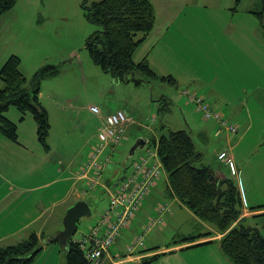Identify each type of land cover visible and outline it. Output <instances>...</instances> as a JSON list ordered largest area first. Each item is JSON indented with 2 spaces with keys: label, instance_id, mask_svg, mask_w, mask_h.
Segmentation results:
<instances>
[{
  "label": "rangeland",
  "instance_id": "obj_1",
  "mask_svg": "<svg viewBox=\"0 0 264 264\" xmlns=\"http://www.w3.org/2000/svg\"><path fill=\"white\" fill-rule=\"evenodd\" d=\"M93 1L96 0H18L0 19V49L3 48L0 68L7 55L15 53L21 57L20 70L27 78L25 86L33 95V83L40 81L41 105L34 100L33 103L48 111L51 124L46 148L38 139L34 115L28 112L22 119L21 112L12 104L6 114L18 126V141L0 133V247L27 239L32 231H40L41 250L32 264H66L67 249L59 242L47 240L55 227L63 228L67 209L79 199L75 189L92 208V214L78 223L74 235L77 240L89 234L108 207L109 196L102 188L84 197L82 183L77 179L92 145L105 134L104 120L91 111L92 105L103 113L123 105L135 117L137 124L127 131L129 139L117 147L112 160L130 163L127 154L133 143L141 135L151 136L153 129L160 133L165 126L186 128L191 131L196 148L203 153L197 165L219 167L227 174L218 154L221 150L231 156L237 153L239 172L237 168L238 175L232 178L240 187L245 204L264 206V109L259 110V104L263 105L260 100L264 101V30L255 14L262 6L261 1L245 0L235 11L236 0H152L156 24L134 56L139 62L148 51L150 65L157 70L183 72L185 68L182 63L178 66L177 60L189 57L194 64L197 58L204 60L202 51L194 47L212 45L216 52L220 51L223 46L212 40L226 31L243 44L248 38L242 48L250 54L254 52L261 60L252 68L255 83L261 89L249 96L241 94L242 99L248 97L252 113L257 116L251 114L253 117L247 122H239L238 132L228 126L216 128L215 118L207 120L197 104H187L176 84L160 78L150 80L139 70L134 75L143 79L140 84L119 82L94 63L86 43L99 27L88 19L83 6L84 3L90 6ZM141 36L139 33L137 38ZM189 47L192 49L188 56L185 50ZM217 63L229 64L222 57L217 58ZM48 66H56L58 71L41 74ZM227 81L225 78L223 83ZM0 85H3L1 78ZM153 115L156 119L150 118ZM116 169L110 166L106 173H114ZM162 180L164 186L165 178ZM11 185L15 193L10 190ZM151 199L143 210L153 209L154 194ZM178 218L183 219L182 223L167 216L163 228L167 237L199 235L203 231L204 227L189 212L179 213ZM167 220L171 221L168 227ZM244 223L258 227L264 235V214L248 217ZM135 235L129 240V236L122 235V244L127 247Z\"/></svg>",
  "mask_w": 264,
  "mask_h": 264
},
{
  "label": "trees",
  "instance_id": "obj_2",
  "mask_svg": "<svg viewBox=\"0 0 264 264\" xmlns=\"http://www.w3.org/2000/svg\"><path fill=\"white\" fill-rule=\"evenodd\" d=\"M243 1L236 0V6L233 7V10L236 11ZM260 1L262 6L259 10H255V14L264 30V0ZM17 2L18 0H0V19L4 14L11 11ZM83 6L86 8L88 19L99 27L89 36L86 49L94 63L100 66L102 70L111 73L115 80L119 82L140 84L143 79L134 75L135 71L139 70L150 80L160 78L172 84H178L174 76L160 75L156 72L150 65L147 55L139 62L134 60L137 50L145 43L156 24V8L152 0H96L90 6L85 3ZM139 33L142 36L137 38ZM21 62V57L12 53L6 57L0 68V78L3 81V85H0V133L10 140L18 141V126L6 114L13 104L21 112L22 119L25 118L28 112L34 115L37 123L38 139L46 148H49L47 135L50 132L51 124L48 111L33 103L34 100L40 104V81L37 80L33 83V95H31V92L25 86L27 78L20 70ZM57 71L56 66H48L42 70L41 74H54ZM179 90L181 95H199L198 92L188 86L181 87ZM185 102L187 104L195 103L187 100ZM211 105L213 110L219 111L222 118L229 124L238 125L239 122L229 116L222 108L214 106L212 103ZM118 110H124L132 118L127 123L121 140L116 143L107 137L106 133L100 137V142L92 145L87 157L81 163L78 176L82 168L91 160L92 151L96 147L102 146L103 153L99 158V163L105 181H101L102 183L98 184L96 189L102 188L108 194V188L114 182H118L119 186L128 182L143 165V158H148L146 164L156 165L159 174L144 196L140 210L152 200L154 189L160 184L163 186L162 179L165 178L162 198L156 199L155 197L156 200L153 201L155 215L158 207L168 206L171 208V200L176 197L203 223L210 224L217 231L224 234L219 242L222 251L232 263L264 264V235L258 227L244 223L248 218L242 217L244 199L240 187L232 178V176L238 174L220 158L219 155L223 150L219 152L218 158L224 166L229 168L230 173H227V176L217 175L216 171L219 167L214 169L209 165H197L198 161H202L203 153L196 148L190 130L165 126L160 133L153 129L154 132L151 136L138 137L127 154L128 158H131L130 163L123 161V159L114 158L112 160L117 147L129 139L128 129L131 125L136 124L135 117L123 105L106 113L100 111L105 119L106 116ZM150 118L156 119V115ZM105 127L104 121V128L102 129L104 132ZM216 127L220 130L224 126L217 122ZM135 144L137 146L133 149ZM106 157H109L108 160H106ZM104 162L106 164L102 165ZM110 166L115 169L117 167V169L114 173L109 172L108 174L106 171ZM120 166L124 168L120 170ZM99 170L98 168L91 169L90 175L97 174ZM78 176L77 179H80L82 188H84L87 185V178H78ZM133 183L131 182L130 186ZM116 189L117 187L114 190ZM108 196L109 204L104 213L112 207V195ZM253 208L260 209L264 206H253ZM113 210L117 211L115 208ZM166 213L165 215L170 214L169 211ZM260 214L264 213L256 215ZM136 217L133 219L131 227ZM199 225L203 228L202 224ZM131 227L122 228L116 237V242L125 232V229ZM211 233L201 232L199 235H209ZM199 235L192 234L185 239L194 240ZM211 242L209 240L205 243ZM86 245L91 246L92 244L87 242ZM199 245L201 243L193 244L190 247ZM40 250L39 236L36 232H32L27 239L0 247V264H32ZM88 250L89 247H83L81 241L74 240L72 237L68 241L66 264H94V261L88 256ZM154 258H157V255L153 256ZM150 261V259L145 260L142 264H148Z\"/></svg>",
  "mask_w": 264,
  "mask_h": 264
},
{
  "label": "crops",
  "instance_id": "obj_3",
  "mask_svg": "<svg viewBox=\"0 0 264 264\" xmlns=\"http://www.w3.org/2000/svg\"><path fill=\"white\" fill-rule=\"evenodd\" d=\"M229 27L230 25H228L227 21V28L229 29ZM228 32L229 31H226V33L223 32L224 34L220 38L217 37L212 40V42L220 43L223 46L222 49L224 50V53H220L222 49L216 52L212 45H198V47H194V49L202 51V53L204 54V60H202L201 58H197L195 60V64L190 60L189 57L185 60H177L178 66L181 63L183 64V67L185 68V71L183 72H179V70H170L167 72L159 71L153 65L151 66L160 75L174 76L178 83V86H188L193 90L198 91L199 94L203 95L214 106H218L220 108H222V105L226 106V109H222L227 112V114L234 120L240 123L247 122L250 117H253L251 116V114L255 116L257 115L252 113L251 105L250 103H248V97L242 99L241 94L249 96L255 90L261 89L260 85L255 83L256 74L255 71L252 70V68H255V65L261 60L255 57L256 54L254 52L250 54L247 49L242 48V46L247 45L248 38H246V43L243 44L236 39L234 40L233 37L228 34ZM2 49L3 48L1 47L0 51ZM191 49L189 47L185 50L188 56ZM146 53L148 56V51ZM191 55H193L194 57H198L193 53H191ZM220 57L228 61L229 64L226 65L224 63H217V58ZM3 60H5V57ZM225 78H228V81L223 83V80ZM238 83L239 85H236ZM180 87L178 88V93L180 97H182L179 90ZM235 91L239 92V95H235L233 93ZM260 101V103H263V105L259 104V110L262 111L261 108L264 109V101ZM232 156L235 160L239 172L238 164L240 163V156L237 153H232ZM225 168L227 169L228 173H230L229 168L227 166H225ZM216 173L220 176H227L226 172H224L220 168L217 169ZM13 186L14 185H11L10 190L15 193V190L12 189ZM80 188L82 187L80 186ZM75 190H77V198H83L80 195L79 190ZM163 190L164 186L160 184L154 189L153 194H155V197L159 195L162 196L161 194ZM9 196L11 195H8V197ZM171 202L174 210H172L171 214L167 215L170 220L178 219V222L180 224L182 223L183 219L178 218L179 213L184 215L185 213L189 212L194 218L198 219L199 224H202V226L204 227L203 231L212 233L209 235L200 234L199 237L195 238L194 240H186L185 238H187V236H181L177 238L175 237V235H172L171 237H167V235L165 234V230L163 229L166 226L165 224V226L163 225L162 227L149 233V236L146 240L148 251L138 249L134 253L128 254L126 245H123L121 242V240H123L124 238H118L117 242L113 245L114 247L112 246L110 252L105 255V264H111L112 259L114 258V254H116L115 252L120 253L122 256V261L120 262V264H142V262L148 259L151 260L148 264H234L228 259V257L221 249L219 240L223 237V233L217 231L215 227L211 226L210 224L203 223L176 197H174ZM259 206L261 205H256L254 207ZM253 212L256 214L264 213V208L255 209L253 207H248L244 201L242 217L254 216L251 215V213ZM150 215H155L154 206L150 211H145L142 209L138 213L133 226L131 228L125 229L122 237H125V235H127L129 236V240L135 233L140 230L141 225L147 221V218ZM170 220H167V227L169 222H171ZM54 229L49 234H52L53 232L55 233L58 230V227H55ZM32 232H36L38 236L41 237L40 231L35 230ZM189 236L190 235H188V237ZM209 240L212 242L205 243ZM197 243H201V245L190 247L191 245ZM213 252L214 254L212 255ZM155 255H157V258L153 259V256Z\"/></svg>",
  "mask_w": 264,
  "mask_h": 264
},
{
  "label": "built area",
  "instance_id": "obj_4",
  "mask_svg": "<svg viewBox=\"0 0 264 264\" xmlns=\"http://www.w3.org/2000/svg\"><path fill=\"white\" fill-rule=\"evenodd\" d=\"M189 100L197 104L199 110H201L206 118L214 117L223 126H228L231 130L236 131L235 125L229 124L222 118L218 111H214L210 105L205 102L201 97L194 94H189ZM90 109L95 113H100V109L96 105H92ZM132 118L124 110H118L105 117V133L114 142L118 143L126 129L127 123ZM102 146L96 147L92 151L91 160L87 165L82 168L79 175L80 177L87 178L88 188L84 191L93 190L101 182L102 167L99 163V158L102 156ZM220 158L227 164L233 167V158L225 151L220 153ZM109 157H106L108 160ZM148 158H143V162L134 177H131L128 182L117 186L116 190H113L112 195V207L104 214H102L99 223L93 226L89 234L85 235L81 240L83 247H89L88 256L94 261V264H104L102 257L108 253L110 247L116 240L119 231L124 227H129L137 213L140 211L143 198L147 194L149 187L154 184L156 176L159 174V170L156 165H147ZM106 162L102 163V165ZM100 169L97 174L90 175L91 169ZM155 169V170H154ZM131 182H134L130 186ZM117 209L115 212L113 209ZM171 208L168 206H162L157 208V213L154 216L148 218L147 222L142 226L141 231L134 236L131 244L127 246L129 253L134 252L137 248L145 247L146 235L155 227L163 226L165 224V214L170 212ZM87 242H91V246L86 245ZM122 258L117 255V258H113V264H120Z\"/></svg>",
  "mask_w": 264,
  "mask_h": 264
},
{
  "label": "water",
  "instance_id": "obj_5",
  "mask_svg": "<svg viewBox=\"0 0 264 264\" xmlns=\"http://www.w3.org/2000/svg\"><path fill=\"white\" fill-rule=\"evenodd\" d=\"M137 144V143H136ZM133 147L136 148V145ZM118 185V182L110 187V191ZM110 192L108 193V195ZM92 214V208L90 203L85 199H80L71 205L63 218L64 226L62 229L57 230L51 237L48 239V242H59L62 244L64 249H68V241L75 235L78 229V223L82 217L90 216ZM67 251V250H66Z\"/></svg>",
  "mask_w": 264,
  "mask_h": 264
},
{
  "label": "bare ground",
  "instance_id": "obj_6",
  "mask_svg": "<svg viewBox=\"0 0 264 264\" xmlns=\"http://www.w3.org/2000/svg\"><path fill=\"white\" fill-rule=\"evenodd\" d=\"M136 151H137V150H136ZM136 151H135V152H136Z\"/></svg>",
  "mask_w": 264,
  "mask_h": 264
}]
</instances>
